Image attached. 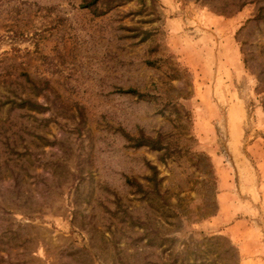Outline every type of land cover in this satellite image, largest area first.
I'll return each instance as SVG.
<instances>
[{
	"label": "rangeland",
	"instance_id": "rangeland-1",
	"mask_svg": "<svg viewBox=\"0 0 264 264\" xmlns=\"http://www.w3.org/2000/svg\"><path fill=\"white\" fill-rule=\"evenodd\" d=\"M0 264H264V0H0Z\"/></svg>",
	"mask_w": 264,
	"mask_h": 264
},
{
	"label": "trees",
	"instance_id": "trees-1",
	"mask_svg": "<svg viewBox=\"0 0 264 264\" xmlns=\"http://www.w3.org/2000/svg\"><path fill=\"white\" fill-rule=\"evenodd\" d=\"M34 85L37 87V84L36 83H34Z\"/></svg>",
	"mask_w": 264,
	"mask_h": 264
}]
</instances>
